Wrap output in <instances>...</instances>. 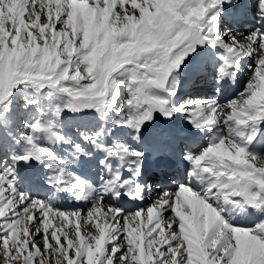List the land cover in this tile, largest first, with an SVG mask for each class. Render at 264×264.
Instances as JSON below:
<instances>
[{
	"label": "snow or ice",
	"instance_id": "snow-or-ice-1",
	"mask_svg": "<svg viewBox=\"0 0 264 264\" xmlns=\"http://www.w3.org/2000/svg\"><path fill=\"white\" fill-rule=\"evenodd\" d=\"M79 2L95 13L97 26L108 20L118 29L106 47L98 48L103 33L90 38V15H80L73 23V0H0V125L11 123V97L19 85L48 87L69 97L63 108H55L52 119L25 122L30 131L23 136L22 154H13L12 163L0 171V264H264V222L254 229L234 227L222 218L223 208L208 202L209 195L188 186L161 193L153 206L133 214L105 205L107 194L119 198L123 190L136 199L148 187L138 183L144 153L120 143L108 147L103 131L81 133L84 141L107 154L99 163L111 178L94 188L67 170L68 164L89 153L58 131L65 110L74 114L95 110L105 117L119 95L114 74L133 65L132 79L138 86L127 102V119L117 121V126L131 128L139 141L156 112L171 120L187 111L199 130L223 124L226 135L214 137L200 154L185 156L193 168L190 176L196 170L210 174L217 203L222 199L232 206L229 210L245 213L253 208L264 215V154L254 151L264 136V31L256 29L245 36L221 27L226 5L240 18L248 6L241 0H130L131 7H126L129 0ZM255 7L264 23V0H257ZM205 43L224 49L218 85L229 75L234 78L242 58L255 55L252 78L239 98L227 105L212 100L171 107L170 98L179 87V77L173 73ZM35 103L26 101L25 108ZM42 136L52 144L72 145L71 159L61 160L56 174L43 179L58 191L78 185L97 193L87 214L55 210L51 200L41 201L19 190V164L33 160L43 164L55 158L52 149L39 142ZM153 155L164 162L170 152L161 149ZM111 157L122 164L131 158L129 179L109 166ZM168 212L173 214L166 217ZM101 215L103 223H93ZM71 218L77 223L70 230L66 222ZM81 218L96 231L82 235Z\"/></svg>",
	"mask_w": 264,
	"mask_h": 264
},
{
	"label": "bare ground",
	"instance_id": "bare-ground-1",
	"mask_svg": "<svg viewBox=\"0 0 264 264\" xmlns=\"http://www.w3.org/2000/svg\"><path fill=\"white\" fill-rule=\"evenodd\" d=\"M113 2H115V0H113ZM138 2H139V0H138ZM161 2H163V0H161ZM256 3H257V0H248V3L245 4L248 7L246 9L245 15L243 16L245 18V20L242 23V25L245 27V29H247V31H248V28H250V25H249L248 22H250V21L253 22V20H254V24L257 25L256 29H260L261 31H264V23H261L259 18L255 14L256 13V7H255ZM126 6L127 7H131L130 0H129V4L126 5ZM72 8H73V23L74 24L76 23L77 17L80 16V15L89 16L90 14H92L93 17L95 18V13L92 12V10L87 7V5H85L83 3H80L79 0H73ZM248 13L252 14V15L251 16H247ZM239 18L240 17H238V18H236L234 20L237 22ZM92 19H91L90 23H92V24L95 23V25L97 26L95 20L94 19L92 20ZM232 20H233L232 18L228 19L226 16L223 15L222 16V25H221V27L223 28V25H226V24L229 25V27H231L232 26L231 25L232 24V22H231ZM107 22H108V20H107ZM89 25H91V24H89ZM136 26L137 25L133 22L132 23V27H136ZM57 27H59V25ZM97 27H100V25L97 26ZM109 27H110V25H109ZM109 27H108V29H109ZM256 29H254L253 31H250V33L254 32ZM95 37L96 36L93 35L90 38H95ZM104 42H102V41L100 43L98 42V45H102V43H104ZM105 44L108 45L109 43L105 42ZM223 50L224 49L222 47H220L219 45L212 46L210 43H205L203 46H197L196 52L193 53L191 56H189L188 59L184 62V64L181 66V67L184 68L185 73L182 74V75L177 73V72L173 73L174 76H178L179 77V85L182 83V81L185 78L189 80V85L185 86L186 93H188V92H189V94L192 93V91H191V85H192L191 83H192V81L197 79L198 75L200 76V74L205 73L208 76H211V78L209 79L208 83H210L213 86V88H215L217 86L218 89H219L218 94H215V95H217L215 101L218 104L227 105L231 101H234V100L239 98L240 94L242 93L241 89H243V86L240 89H233L231 86L226 85V80L225 79L223 80L222 84L218 85L216 83V80L222 75V74L219 73V68L224 66L223 61L220 60V56L224 54ZM242 62H243V64H242ZM256 62H257V57L255 55L251 56V57H244V58L241 59V63L240 64L243 66V70H244V73L246 75L245 79L247 80V83L250 81L251 77L254 74V70H255V68L257 66ZM253 64H255V66ZM205 78H209V77H205ZM137 86L138 85H136L135 83L133 84L134 89ZM169 86H171V79H170V82H169ZM119 90H120L119 87H117V91L118 92H119ZM160 95L165 96L167 98V94L164 93V92H160ZM210 97H212V96H210ZM170 106L176 108L174 100L170 99ZM177 108H178V105H177ZM111 110H112V108H110L107 111V115H106L105 120L110 125V127L114 130L116 128V126H117V123L109 118V115L111 114ZM121 115H123L122 112H121ZM121 115L118 116V121H123ZM179 116L180 115H179V112H178L173 117H175L176 121H177ZM93 117H100V114L98 112H96L95 110H88V111H84V112L75 114L74 117L71 116V119H77L78 118V120L81 123L85 124V122H87L90 118H93ZM68 118H69V116H68ZM191 119L192 118H190L188 123H187V128L188 129H192L195 132H197L199 138H202V140H200V141L201 142H205V144H206L205 145L206 147L199 148L200 149L199 151H198V146H196V144H194L192 146V151H191L193 153V155L200 154L203 149H206L209 146V143L211 141V139H210L211 136L215 135V137H220L222 135H226L227 134V129H226V127L223 124L215 125L214 131L210 132L211 129L199 130L196 127H194L193 123L190 122ZM72 123H73V120H70L69 124H72ZM117 127H120V126H117ZM112 129H111V131H112ZM70 130H74V129H70ZM128 130L132 131L131 128L125 127V130L121 131L118 134L119 139L118 140H113V142H119L120 144L128 145V146H130L133 149H136L138 151H142L143 153L147 154L148 148L145 147V143L146 142H152V141H155V140L151 139V140H148V141H144V140L140 139L139 141H137L136 139H134L132 141L131 140L132 137L131 138H125V139L121 140L120 138L124 137L126 131H128ZM0 132L4 133L2 127H0ZM60 133L62 135H64L66 138H70L74 143L78 142V141L75 140L76 138H74L73 134H71V131H69L68 129H64V131H62ZM81 133H86V132L82 131V132H79V134H78L80 136V138L83 139V137L80 135ZM176 133H178L181 136L183 131L179 129V130H176ZM11 135L12 134H9V135L6 134L7 141L12 142V143L17 142L14 139V135H12V136ZM205 135H209V136L207 138H205L204 137ZM108 138H110L109 134H108ZM106 140H107V138L105 139V142H106ZM163 140L166 141V138L164 136L162 137L160 135V141H163ZM39 142H44L45 143V142H48V140L46 139V137L42 136L40 138ZM106 145L109 146L110 143H107ZM263 145H264V137L262 136L261 137V142L259 144L255 145L254 151H256L258 153H261V154H264V149L262 148ZM55 146H60L61 151H63L64 153H62L61 151L58 152V149L54 148L53 152L55 154L56 165L50 167L53 170V175L56 174L55 170L60 167V161L61 160L67 161V160L71 159V152H72V145L69 144V143H59L58 142V143H55ZM9 150H10V148H9ZM13 154H19V153H16V151L11 150L10 156H12ZM103 154H104V156L107 155L104 152H103ZM1 157L3 158V155ZM92 157L93 156H92L91 153H89L88 156H81L79 162H73L71 164H68L67 170L73 176L79 177L81 181L88 182L91 185H93V182L95 180L93 176H94V173L95 174L97 173V169L95 168L94 162H92ZM117 160L119 162H121L119 158ZM33 161H35V160H33ZM33 161L31 162V164H23V163H21L19 165L23 166L25 174L26 173L29 174V180L32 183V185L35 186L34 196H33V194H32V196L34 198H37V199L41 200V201H47L44 198L47 197L48 194L51 191H50V189H46L45 188V187H47V183H44V182H46V180L43 179L42 176L39 179L37 177H35V175L37 176V174H38V169L41 167V164L36 162V165L32 166V165H34ZM183 162L186 165V167L192 166L185 159V157H183ZM49 163L50 164L52 163L51 159L49 160ZM126 166L128 168L131 166V158H129V162L126 163ZM35 167L38 168V169H36ZM112 167H113V169H116V166H114L113 164H112ZM127 176H129V174L125 175V177H127ZM186 177L189 178V181H188L187 185H188V187L191 188L190 183L195 178H194V176H190V175L186 176ZM98 178L102 179L104 181V180H106V175L105 174H99ZM99 179H97V180H99ZM175 179H176V176H175ZM183 183H185V182H182L180 184V186H185V185H183ZM22 187H23V190H21V191H25V188L29 187V183H25L22 180ZM191 189L196 193L198 190H200V187H199L198 184H193V187ZM177 191H178V189L174 190L173 192H170V193H175ZM162 192H165V191H162ZM86 194H87V192H85L82 188L79 189L78 193H75V197H77L80 201L82 200L80 202L79 206L72 207L71 205H68V204H66L63 201H58V200H56L54 203H52V206H53V208L55 210H59V211L64 212V213L77 212V211H79L81 209V205L83 204V201L85 200V195ZM109 195L108 196H104L103 197V201L107 202L108 204H111ZM202 196H205V195L202 194ZM155 201L156 200L155 199H151V197H150V200L146 197L144 199V205H142L141 207H138L137 209H135V208L134 209L127 208L125 210L124 207L125 206H127V207L129 206V205H126L125 203L121 204V207H118V206L112 204V207L115 208V209L123 210L124 214L128 215V214H133V213H135L137 211H143V210L149 208L150 206H153ZM229 209H231V208H228L227 210H225L226 216L222 215V218H224L225 221L230 223L232 226L235 225V222L237 221L238 217H240L244 222H246V225H245L246 229H254L261 222H264V215H262L261 213H257V214L254 213V209H248V211L244 215H240V216H238V214L236 212H233V210H229ZM106 210L107 209H105V211ZM85 214H87V212ZM172 214L173 213L168 212V213H165V216L168 217V216H171ZM255 215H259L258 219L255 220V221L251 220L252 217L255 216ZM141 220H142V222L144 224L147 223L146 218L141 217ZM154 221H155V218H154ZM96 222L103 223V215L97 217L96 220L93 221V223H96ZM66 223H67V227H72V226H76L77 221H76L75 218H71L70 221L66 222ZM90 227L93 229V231H96L92 227L91 224H90ZM141 230L144 231L143 228Z\"/></svg>",
	"mask_w": 264,
	"mask_h": 264
},
{
	"label": "rangeland",
	"instance_id": "rangeland-1",
	"mask_svg": "<svg viewBox=\"0 0 264 264\" xmlns=\"http://www.w3.org/2000/svg\"><path fill=\"white\" fill-rule=\"evenodd\" d=\"M105 11L108 14L109 19H110V16H111L110 12H108L107 9ZM90 16H91V19L93 18L95 20V18L93 17L92 14H90ZM90 24L91 25H89V36L92 37L93 35H95L97 37V36L100 35V33H103L104 34V39L102 40V42L105 41L106 43H110L112 38L116 35V33L118 31V29L116 27H114L113 25H111L109 23V21L107 22V20L103 24H101L100 27H97L95 25V23L94 24L90 23ZM108 24L110 25V27H109ZM108 27H109V29H108ZM247 35H249V34H246L245 36H247ZM100 42L101 41H99V43ZM105 42L102 43V45H98V48L106 47L107 45L105 44ZM22 50H23V47L21 46V51ZM253 65L255 66V64H253ZM133 68H134V66L130 65L129 70L127 69L126 73H124V70L120 69L119 72L115 73L114 76H113L114 80L117 81V86H121V87H122V85L125 86V90H127V92L129 91V86H128V84H125L124 82H125L126 79H130V77H129L130 75L132 76V69ZM121 71H123V75H121ZM125 74H127V75H125ZM123 76H125V78ZM121 81L123 82L122 84L120 83ZM206 81L207 80L204 79V77H202L198 81H195L193 83V85L195 86V89H199L201 92H199L198 95H195V96H190V97H185L184 96L181 99V101L179 102V107L182 106V105L187 106L188 103L192 102V101H199V100L200 101H210L211 98L207 97V96L211 95V94L214 95V93L217 91V89L215 90L213 88L205 87L206 86ZM246 86H247V81H245L244 87H243L241 92H244V90L246 89ZM209 89H211V90H209ZM68 99H69V97L66 94L57 92V91H55V90H53L51 88H48V87H44L43 89H39L38 90L36 88V86L29 85L28 87H25L24 85H19L14 90L13 96L11 97V100H12L11 106H14L15 109H16V114H17L16 121L18 122V120H19L21 122V123L19 122V124H18V129L16 131L17 135L19 137H21V139H23L24 135L29 134L28 128L26 130L25 126L22 125V124L24 122H32L34 120L32 118V115L29 114L28 111H27L31 107H38V105H41L42 108L44 109V112H45L44 114L46 115V119H52L53 118L52 114H53L55 108L59 107V105L64 107V105L67 103ZM26 101H36V103L30 105L27 108H25ZM127 102H128V100L124 98L123 102H122L123 108H124V106L126 105ZM185 113L186 114H183L182 117L189 118L187 111H185ZM33 116H36L35 118L37 120L42 115H40V114L37 115L36 114V115H33ZM13 124H15L14 121H11L10 125H13ZM60 130H61V128L58 127V131H60ZM8 165H10V164H7L6 158H1L0 157V171H2ZM92 209H93V206H91V210ZM79 223H80V228H81V234L82 235H84L85 233H88L90 230L93 231V229L90 227V224H86L82 218H81ZM74 227L75 226L68 227V228L71 230ZM41 235H43V233H41ZM109 247H111V245Z\"/></svg>",
	"mask_w": 264,
	"mask_h": 264
}]
</instances>
